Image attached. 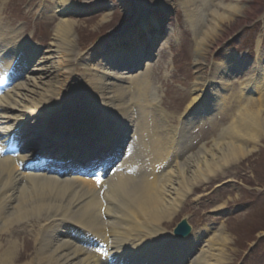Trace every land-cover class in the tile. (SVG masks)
<instances>
[{"label": "bare ground", "instance_id": "1", "mask_svg": "<svg viewBox=\"0 0 264 264\" xmlns=\"http://www.w3.org/2000/svg\"><path fill=\"white\" fill-rule=\"evenodd\" d=\"M53 1V10L59 19L47 51L38 59H32L27 68H16L17 76L6 79L10 81H4L8 89L0 96V136L4 135L7 129L21 127L25 121L34 122V128L38 126L35 122L49 124L48 116L62 107L61 95L71 90L72 84L79 87L78 82L86 89L88 95L84 102L89 100L91 105L77 104L67 110L81 113L82 109L92 108L96 116L104 121L109 135L123 137L124 131L130 128L139 136V146L134 148L136 155H132L127 162L128 173L121 172L105 182L106 189L102 193V200L98 198V191L103 186L98 188L94 182L24 173L19 171L13 159L0 157V264H109L106 257L95 254V251L85 250L65 233V230L72 227L105 244L107 254L118 264H123V258L128 251L131 255L128 254L129 259L124 261L125 264H136L134 256L139 253L132 249L139 250L148 243L169 250L175 249L181 259L188 258L186 264H221L222 251L228 242L226 236L219 232L211 236L204 227V239L200 231L193 233L187 240H173L169 231L162 228V224L173 218L188 193L246 157L251 148L254 149V142L264 134V120H260L259 115L263 106L260 98L264 96V51L257 48L254 65L258 69L257 80L250 83L249 77H246L241 82V87L247 89L250 94L244 97L239 91L236 102L245 98V107L237 106L235 112L238 114L230 115L231 124L217 139H213L209 147L202 144L195 152L185 157L183 153L189 143L187 129L193 127V120L202 124L212 122L219 111L224 106L227 107L233 88L231 56L226 55L222 62L210 63L212 67L208 65L212 57H209L210 47L219 38L223 28L230 24L222 16L215 22L212 21L215 17H212L209 24L217 31H213L209 26L210 30L203 34L202 47L194 64L197 82L191 89L190 99L192 105L204 98L200 105L203 114H199L198 110L189 113L187 120L182 123L181 144L176 147L170 164L164 166V161L168 162L170 150L175 144V140L171 141V136L177 133L169 136L168 145L162 143L164 139L161 136L154 134V118L163 115L157 112L153 116L146 109L148 105L152 108L149 95L151 85L146 77L151 65L147 59L155 46H159L157 39L167 12L175 10L177 5L183 6V0H118L122 7L134 6L138 12L137 17H149L141 19V23H134L133 29H120L116 36L108 40L106 48L108 52H117L121 47L128 50L129 42L139 39L142 46L138 45L135 49H130V52L139 58L142 56L145 70L134 75L115 71V57L120 54L91 64L105 54L104 42L103 45H96L87 55L88 63L79 65L80 68L83 67L80 78L73 76L75 64L80 57L75 53L74 25L68 16L81 13L84 8L86 12L93 5L88 6L87 1L82 5H76L73 0ZM197 1L203 0H195ZM42 3L47 10L46 0ZM187 4L192 14L199 13L195 6L188 1ZM187 7L184 9L187 10ZM106 16L108 15L102 17L103 21ZM136 20L137 18L133 22ZM7 32L8 30L5 33L0 30V53L5 56L10 52L13 43L10 37L17 36L18 47L25 43V39L19 37L16 30ZM153 33L157 35H152ZM123 37L125 42L121 43L120 39ZM162 45H166V42ZM147 48L150 50L145 51ZM121 53L126 54V51ZM121 55L122 58L125 56ZM16 58L14 54L10 58L0 60V73L7 70L8 65ZM126 63L127 61L118 66L123 67ZM225 75L228 76L226 79ZM253 95L257 97L258 103ZM135 99L136 106L131 109V103ZM241 107L245 108L243 112L239 110ZM153 112L155 111L152 110ZM83 114L88 116L89 112L85 111ZM51 119L53 118L50 116ZM82 120L84 119L78 115V123H82ZM84 122L88 123L86 120ZM79 129L85 135L83 128ZM40 132L51 137L52 141L57 140L55 135L50 136L49 131L43 129ZM127 133L129 132H125ZM24 135L29 141L30 132L25 131ZM104 142L108 144L107 140ZM55 144L52 143L53 146ZM156 168L158 172L154 174ZM23 227H35L37 234L34 236V256L19 263L21 252L15 238ZM76 238L79 241L80 238ZM169 240L175 243L168 244ZM128 243L131 250L125 248ZM191 250L196 255L189 253ZM167 260L172 264L176 261L171 256Z\"/></svg>", "mask_w": 264, "mask_h": 264}, {"label": "rangeland", "instance_id": "2", "mask_svg": "<svg viewBox=\"0 0 264 264\" xmlns=\"http://www.w3.org/2000/svg\"><path fill=\"white\" fill-rule=\"evenodd\" d=\"M46 1L47 10L45 9V13L39 15L42 11V3H39V0H0V18L6 22L2 21L4 26L2 29L24 25L25 35L33 33V39L42 40L44 45L49 43L59 18L53 10L54 1ZM106 1L109 4H104L108 6V9L102 6L100 11H90L68 17L74 25L76 54L82 52L97 38L114 32L122 26L125 27V24H131V21L136 18L147 17H137L138 12L133 9L134 6H129L128 11H125L127 6L120 7L117 0ZM187 1L195 6L199 13L192 14L187 7ZM182 3L184 5H177L175 13L172 11L166 22L172 26L176 19L178 33L174 35L169 48L163 51L160 60L154 61L155 65L148 77L151 85L150 99L159 97V106L176 119L190 102V88L197 79L194 63L202 47L203 34L210 30L208 28L211 26L209 23L212 17H215V20H212L215 22L219 16H222L230 24L223 28L219 33V38L210 47L209 57L214 52L215 59H219L226 52L241 55V51L246 52V50L252 55L258 39L264 44V0H203L197 2L183 0ZM184 7H187V10ZM191 9L195 8L191 7ZM105 14L108 16L103 21L102 17ZM212 30L217 31L216 28ZM82 69L83 67H77L76 72L79 77H81ZM248 70L249 68L246 72ZM232 83L234 85L231 91L233 97L238 91L236 82ZM71 86L74 92L83 91L80 85L79 87ZM255 102L258 103V100ZM260 102L263 105L259 114L260 120L261 118L264 120V96ZM229 103L231 104L227 108L220 111L221 115L216 116L215 121L197 128L198 134L194 135L196 136L195 142L188 147V153L194 152L196 150L194 145H199L201 140L211 136L215 137L220 127L228 123L231 119L230 115L235 113L237 107V105L234 107L233 102ZM65 106L66 103L60 110L65 109ZM245 113L250 116L247 110ZM211 144L212 142L205 146L209 147ZM254 144V149L251 148V152L246 157L226 168L223 173L195 187L193 192L186 196L184 204H181L179 215L175 217L172 224L166 226V229L171 231L185 215L187 222L198 229L203 225V213L207 214L222 206L236 205L237 209L234 211L229 209L228 219L219 217L214 220L219 225L214 229L215 232L210 233L214 236L219 232L228 238L222 251L221 264H264V134ZM214 188L215 191L210 194ZM28 230L29 228L26 229V234L24 229L19 230L20 233L18 232V237L15 238L21 252V255L18 252L19 263L28 261L34 256L33 232Z\"/></svg>", "mask_w": 264, "mask_h": 264}, {"label": "snow or ice", "instance_id": "3", "mask_svg": "<svg viewBox=\"0 0 264 264\" xmlns=\"http://www.w3.org/2000/svg\"><path fill=\"white\" fill-rule=\"evenodd\" d=\"M99 183H100V181L98 180V181H97V184H99Z\"/></svg>", "mask_w": 264, "mask_h": 264}]
</instances>
